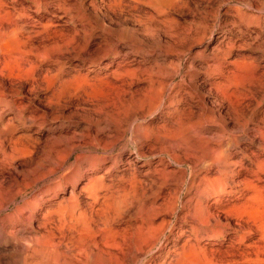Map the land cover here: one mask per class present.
<instances>
[{
    "label": "rangeland",
    "instance_id": "374dc122",
    "mask_svg": "<svg viewBox=\"0 0 264 264\" xmlns=\"http://www.w3.org/2000/svg\"><path fill=\"white\" fill-rule=\"evenodd\" d=\"M128 1H123L126 6L122 15L118 11L105 12L106 8L103 11L108 14L105 22H110L113 29L125 22L124 42L115 41V36H101L96 30L93 40L85 48L91 58L83 55L82 51L77 57H69L73 50L67 49L69 55L62 48L64 53L53 54L56 57L59 55L57 58L62 61V71L56 72L53 63L56 57L51 56L41 66V70H48V73L42 74L39 89L32 92L29 85L21 89L17 101L28 105L22 119L18 108L5 111L6 107L0 106V264H153L150 259L158 255L156 264H187L189 260L193 264H264L259 261L264 257L255 256L259 254L258 247L262 243L260 228L258 230L256 225L264 226V174L234 176L233 182L227 184L219 196L209 191L198 200L196 194L202 186L199 184L203 176L199 168L201 165L195 164L196 161L189 162L182 168L184 184H177L176 165L170 164L165 156L161 158L160 165L155 154L162 136L170 138L175 135V129L184 123V126L199 125L196 129H201L203 125L201 130H211L209 134L220 130L223 144H232L229 150L232 158L227 161L231 166L234 161H241L246 166L252 163L250 167L254 170L257 162H264V0L172 1L179 2V6L153 0H141L135 6V1ZM142 2L145 3L140 4ZM185 3L189 6L187 9ZM128 5L137 9H129ZM168 5L173 9L177 6L180 10H172L170 6L168 9ZM26 6L29 4L26 3ZM152 10L154 15L151 19ZM145 13L150 15H143ZM136 14L138 17L132 18ZM23 15L29 20H36L30 10L23 11ZM136 19H140L141 23ZM154 19L159 21L158 24ZM64 20L49 15L44 19L50 23L48 26H57L67 34L65 31H69L70 27L60 26ZM164 20L167 24H163ZM51 23H54L53 26ZM158 26L164 29L160 30ZM179 28L181 37L174 41L180 36ZM172 30H177V36ZM174 35L175 38H172ZM109 39H114L116 46L101 51L103 48L98 45L104 47L105 40L108 43ZM52 53L53 50L50 51ZM64 55H67L66 59ZM35 66L34 63L26 65L25 71L30 72ZM6 69L7 66L1 63L3 74ZM13 97L8 93L4 98L9 101ZM159 105L161 107L155 109ZM30 115L33 119L26 121L25 127L21 121ZM13 125L16 129L11 136H7L6 131ZM137 125L152 129L142 143L148 158L136 160L133 149L123 147L130 138L129 131L123 139L113 143L111 151L102 149L108 142L106 135ZM170 129L175 131L169 132ZM258 146L262 149L257 150ZM244 148L255 152V155L246 158L242 153ZM112 156L121 157L124 164L117 169L111 168V162L104 164L106 160H112ZM205 157L209 156L205 154ZM144 162L147 164L137 170L136 166ZM189 165L195 174L191 177L188 174ZM233 168L240 170L238 166ZM164 173L168 176L160 198L145 212L149 214L154 209H160L163 214L155 219L153 226L155 234L161 236L159 244L164 242L170 223L174 222L172 240L163 252L155 247L153 251L143 252L137 257H112L109 253V247L114 243L111 234L117 233L115 238H120L127 232L128 223L108 226L102 219L97 224H91V213H99L109 204L111 192L118 188L119 181L127 183L132 176L139 174L141 188L145 197H149L153 183L158 182ZM213 175L214 170H211L208 177ZM188 182H192V187L181 194L178 201L184 203L189 198L192 202L185 205L186 209L179 207L170 211L171 196L168 195L175 187L177 192H182ZM246 182L250 184L244 186ZM194 198L196 201H193ZM216 199L219 202H215ZM197 202L203 205L202 209L219 217L222 224L211 228L214 234L197 238V231L201 228L198 223L173 220L176 214L182 217L187 211H193L195 205H199ZM226 219L230 221L227 226L224 224ZM234 226H237L236 231L232 228ZM248 227L254 230L250 237L244 233ZM248 245L251 247L247 248ZM231 251L236 253V257L226 256ZM182 256H186V262H183Z\"/></svg>",
    "mask_w": 264,
    "mask_h": 264
},
{
    "label": "bare ground",
    "instance_id": "6f19581e",
    "mask_svg": "<svg viewBox=\"0 0 264 264\" xmlns=\"http://www.w3.org/2000/svg\"><path fill=\"white\" fill-rule=\"evenodd\" d=\"M123 1H125V0H0V64L4 63L7 66L5 74H3L0 70V106L6 107L5 111L6 110H13L14 108L15 109L18 108V110L21 112V119H22V116L25 113L28 105L26 103H24L23 101H20V102L17 101V97H19V94L21 93V89L25 85L26 86L29 85V86H31L30 91L33 92V90H35V89L38 90L39 88H37V87H39V84L42 82L41 79H43L42 74L48 73V70H41V66L48 59H51L52 58L51 56H53V54L54 55H55V53L59 54V52L64 53V51H62V48H64V50H66L67 53L70 49H72L73 50V52H71L72 56H69L72 58H74L73 56H76V55L78 56V54L81 51H82L83 55L86 54L87 57H90V54H89L90 52L87 53V50L85 52V48L88 47L87 45L89 44L91 39L94 38L96 30H99L98 32H100L101 36L107 35V36H109V38H111L110 35L115 36V38H116L115 41L124 42L123 41L124 38L126 39V37H125L126 35H124V33H126V28L125 29L123 28L125 25V22L123 21L124 23L122 22V25H120L116 22L117 25H120V26H119V28L113 29L112 26L110 25V22L109 23L105 22V18L107 17L108 14L106 15L103 12L106 8L107 10H105V12H107V11H118L120 13H118V12L117 13L121 14L122 10H124L123 8L126 6L125 4H123L124 3ZM132 1L136 2L135 6H137V3L139 4V2H141V0H132ZM153 1L167 4V3H171L174 0H153ZM183 2H185V1L183 0ZM26 3L29 4L28 7L26 6ZM143 3H145V2H142L140 4H143ZM172 3L174 4L175 2H172ZM147 5L149 6V2ZM171 5H168V9H169V6L171 8L173 7ZM181 5H182V3H181ZM130 6H129V9L132 7V6L131 7ZM154 6H152V8ZM177 6H179V5H177ZM177 6L174 7V9H176V8L179 9V7H177ZM183 6H184V3H183ZM185 6H186V3H185ZM187 7H189V6H186V9H187ZM152 8H150V9H152ZM156 8L154 10H157L159 8V6L157 9ZM171 8H170V11L174 10L173 8L171 10ZM131 9H134V6ZM135 9H137V8L135 7ZM25 10H28V11L30 10L31 13L36 17V20H29L27 18L28 16L24 17L23 11H25ZM158 11H160V10H157V12ZM168 11L169 10H167V12ZM185 11L188 12L187 10H185ZM124 12H125V10H124ZM177 12H180V11H177ZM111 13H113V12H111ZM128 13L130 14V10ZM159 13H157V14L155 13V15L158 16ZM165 13L166 12H164V14ZM129 14H127L126 16H129ZM133 14H134V12H133ZM146 14H148V13H145L143 15L146 16ZM166 14L168 15V13H166ZM46 15H49L55 19H58V20L61 18L62 19L64 18L65 20L62 21V25H60V26L62 28H63V26H69L70 27L69 31H65L67 34H65L63 32L64 29H62V30H60V28L57 29L58 28L57 26H56L57 28L56 27L52 28L51 26H48V24H50V23H46L44 21ZM141 15L142 14H140V16ZM148 15H150V13ZM153 15L154 14H153V10H152V16L151 17L149 16V17L152 19ZM162 15H163V13H162ZM118 16H120V15H118ZM135 16H137V14L134 15V17H132V18H135ZM140 16H139V18H140ZM113 17H115V16L113 15ZM126 18H128V17H126ZM129 18L131 20V17H129ZM162 18H163V16H162ZM172 18H170V19H172ZM118 19H116V20L119 22L120 20H118ZM122 19L124 20V18H122ZM147 19L150 21L149 18H147ZM147 19L145 21H148ZM156 19H154V20H156ZM109 20H110V18H109ZM136 20L138 21L140 19H136ZM159 20H161V19H159ZM217 21H218V19H217ZM111 22H112V20H111ZM130 22H132V21H130ZM138 22L141 23V20ZM156 22H157L156 24H158L159 21L156 20ZM169 22H171V21L169 20ZM172 22L175 23L177 21L175 19V22H174V20ZM126 23H127V21H126ZM135 23H136V21H135ZM135 23H133V24H135ZM142 23L146 24V22H144V21H142ZM165 23L167 24L166 21L163 24H165ZM51 24L53 26L54 23H51ZM161 24H162V22H161ZM112 25H114V24H112ZM140 25L143 26V24H138V26H140ZM77 26H79V27H77ZM138 26H136V27H138ZM160 26H158V28H161ZM164 26L166 27L167 25H164ZM170 26L171 25H169V27ZM152 28L156 29L155 26ZM134 29H137V28H134ZM144 29H146V28H144ZM162 29H164V28L162 27L160 30H162ZM132 30L133 29H131L130 31H132ZM136 31H139V30L137 29ZM146 31L147 30H145V32ZM172 31H174V30H172ZM180 31L181 30L179 28V34L177 33V30L174 31L176 34L174 32H171V33H173L177 36V34L180 35ZM132 32L134 33V31H132ZM140 32L141 31H139V33ZM148 32H150L149 29H148ZM133 33H130L131 34L130 36H132ZM141 33H143V32H141ZM158 33H159V31H158ZM112 34H114V35H112ZM151 34L152 33L150 32V35ZM96 35H98V34H96ZM140 35H142V34H140ZM145 35H146V33H145ZM154 35H152V36L154 37ZM171 35L172 34H170V36ZM175 35L172 36V38L173 37L175 38ZM188 35L189 34H187V36ZM147 36H149L148 33H147ZM184 36H186V35H184ZM128 37H127V39H128ZM180 37H181V35L178 36V38L175 39L174 41H177L178 39H180ZM103 38H105V37H103ZM106 38H108V37H106ZM133 38H135V37H133ZM197 38H199V37H197ZM200 38L203 39V37H200ZM129 39H131V38H129ZM136 39L137 38H135V40ZM113 40L109 39L108 43H107V40H105L106 42L103 40L106 43L105 44L102 41L105 44V46L103 47L101 45H98L99 47H102L104 49L103 50L101 48L102 49L101 51L104 52L105 49H107V51H108V48H114L116 45H114ZM135 40H133V41L135 42ZM151 40L153 41V38ZM172 40H171V43H172ZM197 40L194 42H197ZM201 40H200V42H201ZM139 41H141V40H139ZM128 42H130V41H128ZM163 42L165 43V41H163ZM198 42H199V40H198ZM159 43H160V46L162 45L164 47V45L161 44L160 41H159ZM166 43H167V41H166ZM171 43L169 42V43H167V45L168 44L171 45ZM94 44H96V43H94ZM132 44L134 45V43H132ZM157 45H159V44H157ZM144 46H146V45H144ZM95 47H96V45H95ZM166 47H168V46H166ZM91 48L93 50L94 47H91ZM154 48L156 49V47H154ZM157 48H158V46H157ZM57 49H58V51H57L58 53L56 52ZM59 49L61 51H59ZM67 49H69V50H67ZM52 50H53V53L51 55L50 51L52 52ZM170 51H172V50L170 49ZM180 51H184V50H180ZM174 52H177V51H174ZM183 53L185 54V52H183ZM82 54H80V55H82ZM123 54H125L124 51H123ZM178 54L181 55L180 53H178ZM62 55L63 54H61V57H62ZM92 55H94V54H92ZM95 55H97V54L95 53ZM65 56H67V55H64L63 57L65 58ZM53 57H56V56H53ZM57 57L55 58V60L53 59L55 61L53 63H55L56 72L60 73L62 71V61H60L61 59L59 60V58H57ZM150 57H152V56H150ZM64 58H63V60H64ZM161 59H162V57H161ZM157 60H158V58H157ZM167 61L169 62V60H167ZM191 62H193V61H191ZM32 63L36 64V66L30 72L25 71V66L30 65ZM175 63H176V61H175ZM39 80H41L40 83H39ZM8 93L13 94L14 97H13V99L6 101L4 97ZM167 99H168V97H167ZM161 102H159V104H161ZM170 103H171V101H170ZM160 107L161 106L159 105L155 109H158ZM155 109L153 111H156ZM203 118L205 120L204 116H203ZM32 119H33V116H31V115L27 116L24 121H21V124L25 125L26 121L30 122V121H32ZM213 119H215V118H213ZM201 122H203V120L200 121V124L202 125ZM205 122H207V121L205 120ZM181 124L183 125L184 123H181ZM179 125H180V123H179ZM182 125L179 126L178 129H175L176 130V133L174 132L175 135L171 136L170 138H164L162 136L163 139H161V145L155 150V154L160 161L159 162L160 165H161V158L164 156L166 157V159L169 161L170 164L176 165L177 171H178V176H177L175 182L177 184L178 183L184 184V181H185L184 175L185 174L182 172V170H183L182 168L184 166H187L189 162L196 161L195 164L197 163L198 165L199 164L201 165V167H199V168H201V170L203 171V176L201 177V181L199 184L202 186L200 187L198 185L200 188H199L198 193L196 194V196L198 197V200H199V198L208 194L207 192H209V191H212L214 194L219 196V194L221 192H223V190L225 189V186L227 184H230L233 182L231 180L233 179L234 176L249 175L251 173H253L255 176L258 174H264V162H257V164L254 167V170L250 167L252 165V163H249V165L246 166V165H242L241 161H234L232 163V166H231L230 163H228L227 161L230 158H232V154L229 152L232 144L231 143H229V144L226 143L225 145L223 144V142L220 139L223 137V135L219 134L220 130L218 131V129H217V132L214 131L213 133L209 134V132L211 130H209V132L208 131H204V132L202 131L203 125L200 127L202 130L196 129L199 125L198 126L196 125L197 126V127L195 126L196 128L193 126L195 129L192 126H186V125L182 126ZM235 126L238 127V125H235ZM25 127H26V125H25ZM15 129H16V126H14V125L10 126V128L6 131V135L11 136ZM120 129H117L116 132L112 135L111 134L106 135L108 138V142H105L102 149L106 152L111 151V149H113V146H114L113 143L123 139L126 132L129 131L131 134L130 138L127 141H125V143L123 144V147H131L133 149V153H134L133 158H135L136 160H138L140 158H148L149 154L144 151V149H143L144 147H143L142 143H143L144 138H146V136L148 134H150L152 129L149 126H141V125H137L136 127H131L130 129L129 128H125L122 130H120ZM163 130L164 129H162V131ZM170 130H169V132L175 131L174 129H173V131H172V129H170ZM256 131H257V129H256ZM164 133H165V130H164ZM258 133H260V132H258ZM17 140H19V139H17ZM230 141H232V143H233V140L230 139ZM194 143H195V145H194ZM258 149L261 150L262 147L258 146L257 150ZM242 153L244 156H246V158L247 157L249 158V155H255V152H253V151L249 152L247 150V148H244L242 150ZM205 154H207L209 157L206 158ZM109 156H111V155H109ZM209 158H211V159H209ZM98 160H99V158H98ZM100 160H101V158H100ZM110 162H111V168L117 169L119 166L124 164L125 161H124V159H122L119 156H115V157L112 156V160L111 159L106 160L104 162V164L110 163ZM146 164H147L146 162L139 164L138 166H136V169L138 170L140 168H143ZM233 166L234 167L235 166L240 167V170H235L233 168ZM191 169L192 168L189 165V168H188V174L190 175L189 177H191L192 175H195L192 173ZM211 170L212 171L214 170V175H213L214 177H212V178L208 177V173ZM139 176H140L139 174L136 176H132L130 178L129 182H127V183L119 181V185L116 186L118 188H116L115 190H113L111 192V195L109 197V204L103 208V210L101 211L102 213L101 212H99V213L92 212L91 213V219H90L91 224L92 223L97 224V223L101 222L102 219L105 220V222L108 226H117L121 222H123V223L127 222L128 223V225L126 227L127 232L122 234V236H120V238L118 236V238H119L118 241H116V239H118V238H115L117 236V233L111 234L113 237L114 243L112 244V246H110L112 248L109 247V253L114 258H116V257L124 258V257H128L130 255H134V257H137L138 254H141L143 252H149L150 250H152L155 247H159L160 252H163L165 250V248L167 247V244L172 240V236H173L172 231L175 227L174 222L172 221L170 223V229H169L168 234H166V239L164 240V242L159 244L161 236L155 234V232H154L155 229L153 226H154L155 219L162 216L163 214H162L160 209H154V211L150 212L149 214H147L145 212L147 207L153 206L159 200V198H160L159 196L161 194L160 192H161L162 186L167 182L168 173H164L158 182L153 183V189H151L150 193L148 194L149 197H145L146 194L143 192V189L141 188L142 182H140L138 180ZM173 182H174V180H173ZM189 184H190V186H188ZM189 184H187L183 188L182 192H177L178 188L175 187V189H173L174 191H172L173 193L168 195V196H171V199L169 197V200H170L169 201L170 202L169 210L170 211L173 212L175 209H177L179 207L183 210L185 208V205H187V204L189 205V203L191 201V199H189V198H188L189 200L187 199V201H185L184 203H180L178 201V200H180L179 196H181V194L187 192L192 187V182H190ZM249 184H250V182H246V183H244V186L249 185ZM121 186H124V187L121 188ZM126 186H128V188ZM186 195H187V193H186ZM216 198H218V197H216ZM165 200L167 201L168 199H165ZM194 200H195V198L193 199V201ZM214 201L219 202L218 199H216ZM198 202H200V201H198ZM164 203H165V201H164ZM200 205L201 204H199V205L196 204L193 211H187V213H184V214L182 213L183 214L182 217L181 216L178 217L177 214H176V216L175 215L173 216L174 221L179 220V221H182L185 223H188V222L198 223L201 226V228L198 229V231H197V233H198L197 238H199L200 236L207 235V234H214L215 231H214V229H211V228H218L222 224L221 221L219 220V217H217V216L214 217V215H211L208 211H206L207 209H204V208L202 209L203 205H201V206ZM200 211H201V214H200ZM204 211H206V212L204 213ZM202 214H207V216L205 217ZM210 220H212L211 223H209ZM229 222L230 221L228 219H226L224 224L227 226V225H229ZM251 222H253V221H251ZM249 225L252 227L253 223H251ZM251 227L246 228L245 229L246 232H244L249 237L254 232V230ZM256 227H258L257 228L258 230L260 228L262 243L258 247L259 254H255V256L256 257L257 256L264 257V226L256 225ZM232 228H233V230L236 231L237 226H234ZM129 231H133V232L128 233ZM124 235H126V236H124ZM250 247H251L250 245L247 246V248H250ZM197 251H200V250L198 249ZM230 255H232L233 257H236V253L234 251H231V252L226 254V256H230ZM240 255L242 256V254H240ZM158 257H159V255L157 257H155L153 260L150 259V261H152L153 264H156ZM182 257L184 258L183 262H186V256H182ZM259 261L264 263V258L259 259ZM184 264H186V263H184ZM187 264H193V263H191V260H189V263H187Z\"/></svg>",
    "mask_w": 264,
    "mask_h": 264
}]
</instances>
